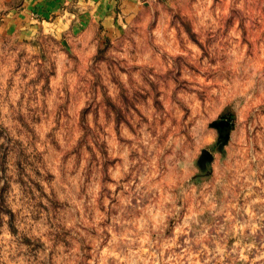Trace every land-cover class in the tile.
Masks as SVG:
<instances>
[{
	"label": "rangeland",
	"instance_id": "374dc122",
	"mask_svg": "<svg viewBox=\"0 0 264 264\" xmlns=\"http://www.w3.org/2000/svg\"><path fill=\"white\" fill-rule=\"evenodd\" d=\"M21 3L0 0V264H264V0H149L67 43L23 40Z\"/></svg>",
	"mask_w": 264,
	"mask_h": 264
},
{
	"label": "crops",
	"instance_id": "0c3cea01",
	"mask_svg": "<svg viewBox=\"0 0 264 264\" xmlns=\"http://www.w3.org/2000/svg\"><path fill=\"white\" fill-rule=\"evenodd\" d=\"M151 1V0H150ZM149 0H22L12 11L13 29L23 40L41 33L63 39L115 38Z\"/></svg>",
	"mask_w": 264,
	"mask_h": 264
},
{
	"label": "water",
	"instance_id": "95a60500",
	"mask_svg": "<svg viewBox=\"0 0 264 264\" xmlns=\"http://www.w3.org/2000/svg\"><path fill=\"white\" fill-rule=\"evenodd\" d=\"M212 126L218 128L221 132L222 138L226 141L229 137L230 132V121L227 119H219L214 120L211 123ZM212 155L210 152L205 151L204 155L202 156V159L207 158V160L211 159Z\"/></svg>",
	"mask_w": 264,
	"mask_h": 264
}]
</instances>
